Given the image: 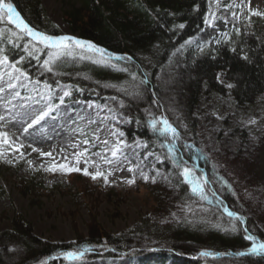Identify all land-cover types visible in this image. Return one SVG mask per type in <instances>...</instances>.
<instances>
[{"label":"trees","instance_id":"trees-1","mask_svg":"<svg viewBox=\"0 0 264 264\" xmlns=\"http://www.w3.org/2000/svg\"><path fill=\"white\" fill-rule=\"evenodd\" d=\"M77 1L78 4L66 12L72 29L113 53L132 57L131 62L114 63L118 67L128 68L130 72H147L150 84L140 85L142 99L129 104L128 97L123 93L105 85L126 86L131 92L132 85L139 83V77L133 81L128 73L87 60L66 63L60 71L69 75L54 77L45 74L39 77L41 80L47 78L49 83H53L55 79H60L78 84L84 89L83 93L74 92L78 99H91L99 103H104V97L124 99L126 107L118 111L131 116L132 122L121 123L119 128L125 132L128 141L133 142L138 137L148 144L147 149L140 150L141 157L149 150L161 157L166 154V150L159 147L160 140L147 129L145 108L157 116L166 114L170 122L180 128L183 136L190 135L189 130L197 132L202 127L210 139L216 137L217 148L221 149L219 142L228 145L234 152L243 148L240 135L247 137L250 134L240 131L242 121H245V115L255 110L257 100L264 96V21L261 18L252 17L251 24L244 20L241 26L236 27L240 29L239 35L233 27L228 35L230 39L225 38L217 43V39L207 32L203 20L209 11L208 0ZM12 2L32 25L49 34H59L58 28L46 17L41 0ZM180 23L185 24L184 29L175 27ZM0 26L12 27L7 24ZM203 33L207 34L204 43L197 42L194 49L196 39ZM0 39L7 41L8 33ZM185 41L192 42L185 44ZM181 45L184 47L181 48ZM0 46L9 50L6 43ZM200 48H204V51L201 52ZM231 48H236V52H232ZM241 50L247 54V60L240 59ZM10 58L15 59V56ZM32 71L34 73L35 69ZM217 73H221L223 84L216 81ZM181 78L186 80L180 88L175 81ZM227 83L234 87L226 88ZM152 88L156 89V97L162 108L152 105ZM172 91H178L179 102H173ZM116 104V101L111 102L112 106ZM223 104L227 107V116L217 119L214 111L224 108ZM136 120H139V124ZM224 132H228V135L225 136ZM256 150L253 149L252 153ZM156 166L165 172L170 170L167 161L165 165ZM171 171L175 177L171 184L159 178L157 183L145 184L155 207L126 232L107 231L95 219L88 236H77L74 242H54L37 236L32 224L16 211L11 228L0 232V264H38L45 259L48 264H82L81 261H54L49 257L84 245L95 249L87 254V259L126 254L131 259H137L139 264H264V257L256 256L200 257L198 254L203 250L230 253L246 250L248 244L242 238V233L225 232L215 227L220 216L216 201L214 204L199 201L181 182L177 170ZM215 184L228 206L248 216L249 225L256 228L259 234L264 229L258 220L259 217L264 218V192L259 188L253 192L254 195H250L253 196V207L247 200L237 207V197L222 184ZM23 188L36 196L40 190H47L37 176L32 178L30 184H24ZM172 213L176 216H172ZM223 223L227 226L226 215L223 216Z\"/></svg>","mask_w":264,"mask_h":264},{"label":"snow or ice","instance_id":"snow-or-ice-1","mask_svg":"<svg viewBox=\"0 0 264 264\" xmlns=\"http://www.w3.org/2000/svg\"><path fill=\"white\" fill-rule=\"evenodd\" d=\"M209 11L204 15L203 20L206 26L214 27L218 19L216 12L212 10L213 3L217 11L220 10V0H208ZM232 7L240 9L243 15L247 11L245 19L251 24L252 17L264 18V11L253 8L252 0H241L238 5L225 4L223 9L225 12ZM232 17H237L235 11L231 12ZM223 23L227 24L228 20L223 16L219 17ZM7 24L14 26L5 28L0 26V38L8 33L7 41L0 39V45L7 44L8 49L0 46V160H4L7 155H11L12 159H6L5 162L14 165L21 159H24L32 170H38L31 159H26L27 155L23 151L24 140L43 135L49 127L52 131L56 130V124L59 119L64 118L65 122L71 121L76 127L73 129L81 139L74 142L70 147L81 149L72 153L69 159L67 154L63 155V162L58 163L52 151H42L37 147H31L32 152H36L40 157L51 158V163L47 167L42 163L39 169L44 171L67 175L73 172H82L83 175L89 176L92 180L102 179L105 186L109 181V176L114 172L123 171L127 166V171L131 173V177L126 181L122 177V182L128 185L136 183L139 177L145 183H157V180L172 183L175 178L171 169L177 170V175L182 178L181 182L187 185L188 190L199 201H205L209 204L213 200L216 201V208L220 212L217 217L215 227L225 232L242 233V238L247 242L246 250L222 253L203 250L199 252L200 257L217 258L228 255L233 257L256 256L264 257V229L257 234L256 228L249 225V217L241 214L237 210H232L228 206L222 194H218L217 189H210L209 186L213 181L209 180L208 174L200 167L199 161L204 156L203 150L196 147L193 143H187L183 140L181 130L169 121L167 115L161 113L159 116L145 108L147 113L146 126L151 133L160 140L159 147L166 150L164 157L158 155L155 151L149 150L140 155L141 149H147L148 144L142 142L140 138H135L133 143L127 141L126 134L122 131L118 124L131 123L132 117L119 112L118 109H124L126 103L124 99H118L116 96L104 97V103H97L92 100H75L71 98L73 92L83 93L84 89L78 84L64 83L60 79H55L53 83H49L48 79L41 80L39 77L50 74L54 77L69 75L61 72L60 69L69 61H90L95 65L116 69L121 72L128 73L133 81L139 77V83L132 85L133 90L130 92L128 87L117 84L105 85L111 87L128 97V103H135L142 99V91L140 85H149L147 72H130L128 68L118 67L120 61H130L132 57L119 55L109 51L97 44L86 41L71 35H55L38 28L28 22L18 10V7L12 0H0V25ZM58 27V26H57ZM175 27L184 29L185 24L180 23ZM235 28L237 35L240 29ZM230 39V37H226ZM192 41H185L190 44ZM220 41H217L219 43ZM184 45H181L183 48ZM236 52V48L230 49ZM203 52L204 48H200ZM240 59L247 60V54L243 53ZM15 59H11V56ZM43 57V59H41ZM215 58L214 56L212 57ZM33 69L35 72L33 73ZM221 73L216 74V81L224 83L220 79ZM87 79V77H85ZM225 87L231 89L233 84L227 83ZM152 105L155 108H162L163 105L158 102L156 97V89L152 88ZM98 95V93H97ZM66 99L68 103H66ZM116 101V106H112L111 102ZM82 106L80 111H76V106ZM63 114V116H62ZM217 119L223 117L217 116ZM139 124V120H136ZM245 126L257 125V118H249L242 121ZM9 125L19 127L20 135L14 136L9 131ZM186 130V125L184 126ZM31 130V131H30ZM227 136L228 132H224ZM103 137V138H102ZM82 145L88 147L81 148ZM99 145L100 151L91 152V148ZM61 153H65V149L61 148ZM186 152L188 153L185 158ZM92 157H97L94 160ZM152 159H149V158ZM206 158V157H205ZM168 162L169 171H162L156 165H165ZM83 162L84 168H80L79 164ZM101 165H107L106 169H102ZM89 167L94 171H89ZM222 183L229 191H232L231 184L223 177L220 178ZM233 195L235 193L233 192ZM187 207V205H182ZM176 216L175 213L171 214ZM228 218L227 226L223 223V216ZM238 222V223H237ZM95 251L92 246L84 245L76 250H68L61 252L58 256L49 257L54 261H83L86 254ZM112 251H115L114 249ZM38 264H48V260H40Z\"/></svg>","mask_w":264,"mask_h":264},{"label":"rangeland","instance_id":"rangeland-1","mask_svg":"<svg viewBox=\"0 0 264 264\" xmlns=\"http://www.w3.org/2000/svg\"><path fill=\"white\" fill-rule=\"evenodd\" d=\"M42 2L48 17L61 28L62 35L79 38V33L72 29L66 16V12L73 5L78 4L77 0H42ZM240 3L241 0H220L221 8L219 11L216 10L213 3L212 10L216 12L218 19L215 26L211 28L218 32L230 25L234 19L231 15L233 11L237 13V17H241V10L236 7H232L227 12L223 9L225 4L238 5ZM252 6L253 8H261L264 11V0H252ZM221 16L228 20L227 24L219 19ZM185 80L181 78L175 83L181 88ZM172 96L174 103L179 102L178 91H172ZM257 102V111L254 118H257L258 124L252 128L244 124L240 127L242 133L247 132L250 134L247 137H244L243 134L240 135L243 139L241 150L238 149L234 152L231 147L224 146L220 142L221 149H219L216 147V145L219 147L216 144V137L213 140L210 139L207 131L202 127L197 130L201 134L205 149L211 151L215 156L214 162L218 170L221 173L228 172L234 178L233 180L230 179L234 185H231L232 191L229 192L232 195L233 192L235 193L237 197L235 206L238 205L237 207L246 203V200L251 204L250 207H253L254 205L251 203L253 196L250 195L259 188V191L264 192V138L260 140L261 147L259 148L258 140L252 134V131L256 130L258 136L264 135V130L261 128V122L264 126V96L260 97ZM81 107L77 105L76 111H80ZM223 107L218 114H221V112L226 113V105L223 104ZM258 110H260V114L257 113ZM0 111H3V109L0 108ZM75 127L76 125L70 120L65 122V119L61 118L56 124L55 131H52L49 127L43 135L37 134V136L28 139L21 137L25 145L23 151L26 154L30 153L26 156V159H31L37 169L42 163L45 167L51 163V158L40 157L38 153L32 152L29 144L45 152L52 151L58 163L63 162L64 154H67L71 159L73 152L81 150L70 147L74 142L81 139L73 131ZM9 131L14 136L20 135L19 127L14 128L9 125ZM83 147L88 146L82 145L81 148ZM61 148L65 149V153L60 152ZM257 148L259 149L256 150ZM253 149L256 150L254 153H252ZM5 152L4 160H0V232L11 228L12 218L15 212L18 211L32 224L34 233L37 236L51 241H71L75 240L77 236H88L91 224L95 219L107 231L113 233L126 232L139 223L155 207L150 190L147 186H144L142 181H136L132 185L122 182V177L126 181L132 175L127 171V166L123 171L114 172L112 176H109L110 183L107 186H105L102 179L92 180L89 176L83 175L82 172L64 175L59 172L51 173L41 169L43 175L37 180L42 181L47 190H40L38 196H36L26 192L23 185L25 180L26 182L31 181L37 170L30 169L24 159L19 160L14 165L6 163V159H12L13 157L7 155L6 147ZM92 158L98 161L97 157ZM200 163L204 165V168L209 164L204 157L200 159ZM79 167L84 168L85 164L81 162ZM101 167L106 169L108 166L101 165ZM94 170V168L89 167V171ZM221 173H218L219 180L223 177L230 183V180ZM212 181L214 183V180ZM258 220L264 226V218L259 217ZM85 264L131 263L124 258L110 263L104 260H95Z\"/></svg>","mask_w":264,"mask_h":264}]
</instances>
